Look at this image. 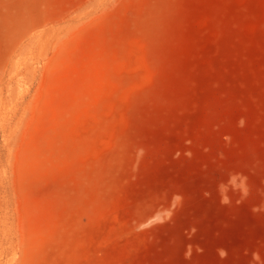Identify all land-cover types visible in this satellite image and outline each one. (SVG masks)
Masks as SVG:
<instances>
[{
    "label": "rangeland",
    "instance_id": "1",
    "mask_svg": "<svg viewBox=\"0 0 264 264\" xmlns=\"http://www.w3.org/2000/svg\"><path fill=\"white\" fill-rule=\"evenodd\" d=\"M8 263L264 264V0H0Z\"/></svg>",
    "mask_w": 264,
    "mask_h": 264
},
{
    "label": "clouds",
    "instance_id": "2",
    "mask_svg": "<svg viewBox=\"0 0 264 264\" xmlns=\"http://www.w3.org/2000/svg\"><path fill=\"white\" fill-rule=\"evenodd\" d=\"M226 201H224V200H222V203H225ZM257 209H253V211H256ZM218 254H219V256H220V258L221 259H224V258H226L227 257V252H226V250H224V249H219L218 250ZM253 258L254 259H258V254L257 253H254L253 254Z\"/></svg>",
    "mask_w": 264,
    "mask_h": 264
},
{
    "label": "bare ground",
    "instance_id": "3",
    "mask_svg": "<svg viewBox=\"0 0 264 264\" xmlns=\"http://www.w3.org/2000/svg\"><path fill=\"white\" fill-rule=\"evenodd\" d=\"M99 1H100V0H99ZM98 3H99V2H98ZM97 5H98V4H97ZM97 5H96V6H97ZM90 9H91V8H90ZM90 9H89V10H90ZM86 11H87V10H86ZM87 12H88V11H87ZM82 13H83V12H82ZM37 35H38V34H37ZM38 36H39V35H38ZM38 36H37V37H38ZM59 36H60V35H59ZM32 37H34V35H33ZM32 37H31V38H32ZM57 37H58V36H57ZM58 38H59V37H58ZM60 38H61V37H60ZM42 42H43V41H42ZM28 43H29V42H28ZM28 43H27V44H28ZM33 43H34V42H33ZM33 43H32V44H33ZM53 43H55V42H53ZM13 70H14V69H13ZM10 77H11V76H10ZM1 98H2V97H1ZM2 104H3V103H2ZM8 105H9V104H8ZM5 106H6V105H5ZM1 109H2V108H1ZM1 122H2V121H1ZM8 132H9V131H8ZM10 136H11V135H10ZM12 252H13V250H12ZM12 259H13V258H12ZM10 260H11V259H10ZM10 260H9V261H10ZM9 261H8V262H9ZM8 264H9V263H8ZM11 264H12V263H11Z\"/></svg>",
    "mask_w": 264,
    "mask_h": 264
}]
</instances>
